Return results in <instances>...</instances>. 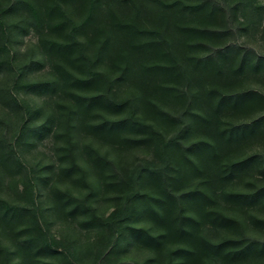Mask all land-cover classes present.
Listing matches in <instances>:
<instances>
[{
    "label": "trees",
    "instance_id": "16d2710c",
    "mask_svg": "<svg viewBox=\"0 0 264 264\" xmlns=\"http://www.w3.org/2000/svg\"><path fill=\"white\" fill-rule=\"evenodd\" d=\"M2 72L0 264H264V0H0Z\"/></svg>",
    "mask_w": 264,
    "mask_h": 264
},
{
    "label": "rangeland",
    "instance_id": "374dc122",
    "mask_svg": "<svg viewBox=\"0 0 264 264\" xmlns=\"http://www.w3.org/2000/svg\"><path fill=\"white\" fill-rule=\"evenodd\" d=\"M256 34V33H255ZM252 35V36H248V41L253 44H259L258 41V34L256 35ZM257 40V41H256ZM38 41V38L35 34V32H29L26 35H19V37L17 38V43H16V48L18 51H20L19 53V57L22 56H26L27 54V50L29 47H31L32 45L36 44ZM260 42V41H259ZM44 73V69L41 70H36L34 72V74L29 75L28 77H34L35 76H39L40 74ZM8 82V73H1L0 74V87H4L7 85ZM29 96V95H28ZM53 139L51 137H45L42 140H38L37 144L35 147L33 148H24L23 150V157L26 159L27 163H34L37 161H43V162H48L50 161V159L55 158V150H53ZM103 208L104 209H108V207L105 205V203H103ZM52 230L53 231H59V229L61 228L60 225L58 223H55L54 221L52 222ZM59 233V232H58Z\"/></svg>",
    "mask_w": 264,
    "mask_h": 264
}]
</instances>
